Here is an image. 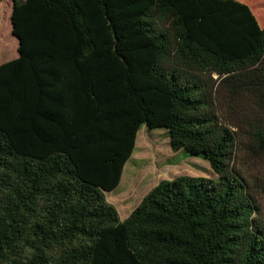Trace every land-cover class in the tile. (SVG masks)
I'll use <instances>...</instances> for the list:
<instances>
[{"label": "trees", "instance_id": "obj_1", "mask_svg": "<svg viewBox=\"0 0 264 264\" xmlns=\"http://www.w3.org/2000/svg\"><path fill=\"white\" fill-rule=\"evenodd\" d=\"M10 27L0 264H264L235 165L264 154V119L239 114L264 110V0H12ZM143 127L218 178L161 181L120 221L105 193Z\"/></svg>", "mask_w": 264, "mask_h": 264}, {"label": "rangeland", "instance_id": "obj_2", "mask_svg": "<svg viewBox=\"0 0 264 264\" xmlns=\"http://www.w3.org/2000/svg\"><path fill=\"white\" fill-rule=\"evenodd\" d=\"M251 4L261 0H247ZM12 0H0V65L17 58V41L11 36L10 14ZM216 78V76H213ZM240 115L264 119V110L257 108L248 97L242 98ZM242 136V135H241ZM238 142L248 145L244 135ZM235 162L251 186L257 216L264 223V154L251 151L239 153ZM187 176L216 180L218 177L203 157H194L180 150L173 153L164 130L147 131L143 127L137 134L135 149L125 164L118 187L105 193L106 201L112 205L120 221L125 220L139 205L143 197L161 181Z\"/></svg>", "mask_w": 264, "mask_h": 264}, {"label": "crops", "instance_id": "obj_3", "mask_svg": "<svg viewBox=\"0 0 264 264\" xmlns=\"http://www.w3.org/2000/svg\"><path fill=\"white\" fill-rule=\"evenodd\" d=\"M17 41V40H16ZM17 45H18V43H17ZM17 57H18V53H17ZM16 59V58H15ZM14 60V59H13ZM124 169V168H123Z\"/></svg>", "mask_w": 264, "mask_h": 264}]
</instances>
